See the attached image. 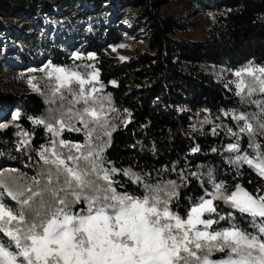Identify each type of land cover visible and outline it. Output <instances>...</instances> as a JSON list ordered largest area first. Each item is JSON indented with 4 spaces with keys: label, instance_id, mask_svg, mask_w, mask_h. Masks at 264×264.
Instances as JSON below:
<instances>
[{
    "label": "snow or ice",
    "instance_id": "obj_1",
    "mask_svg": "<svg viewBox=\"0 0 264 264\" xmlns=\"http://www.w3.org/2000/svg\"><path fill=\"white\" fill-rule=\"evenodd\" d=\"M81 55L72 53L77 59ZM94 55L87 53L88 58ZM40 71L45 90L34 76L28 77L29 85L46 104L58 99L59 107L49 108L48 117L27 116L51 134L46 144L32 149L41 165L35 175L27 177L10 169L15 174L10 184L0 172V264H264V187L250 192L239 183L229 186L217 182L209 170L211 191L205 189L204 195L189 199L182 212L174 211L173 204L180 208L178 189L187 183L183 172L180 184L174 180L149 183L147 174L111 166L107 159L105 150L117 128L118 110L111 94L102 92L99 69L91 64L49 63ZM233 74L236 79L230 83L240 102L255 105L258 111L219 110L225 116L233 113L238 122V132L227 129L236 138L226 146L235 153L229 162L237 167V174L240 165H248L264 184V145L256 139L257 134L264 137V63L248 60ZM257 95L259 99L254 98ZM124 112L122 124L131 115L127 109ZM20 115L19 110L13 111L9 123ZM210 122L205 116L202 123ZM15 126L19 137L15 147L27 153L31 134ZM6 127L0 123V129ZM65 129L83 132V142L61 138ZM241 134L248 136L251 155L241 150ZM117 174L137 185L140 194L118 191L124 185L114 179ZM188 175L199 179L197 172ZM214 201L233 211L222 214ZM78 203L83 206L73 210ZM236 214L250 217L253 231L236 223ZM214 253L221 255L214 259Z\"/></svg>",
    "mask_w": 264,
    "mask_h": 264
},
{
    "label": "trees",
    "instance_id": "obj_2",
    "mask_svg": "<svg viewBox=\"0 0 264 264\" xmlns=\"http://www.w3.org/2000/svg\"><path fill=\"white\" fill-rule=\"evenodd\" d=\"M135 2L143 6L137 16L144 27L143 48L136 45L132 55L120 60L109 55L100 42L91 40L89 51L95 54L93 58L75 61L60 59L56 55L54 59L58 65L91 64L99 69L102 92L111 94L112 105L118 110V118L114 120L117 128L112 132L110 147L105 150L107 159L112 161L111 166L147 174L149 183L174 180L180 184L179 176L183 172L187 183L178 189L180 208L173 204V210L180 212L189 199L204 195L205 189L211 191L207 176L209 170L217 182L223 180L229 186L239 183L250 192L264 187L248 165H240L237 174V167L229 162L235 153L229 152L226 146L236 138L228 134L227 129L238 132V122L232 119L233 113L225 116L219 111H258L255 105L240 102L235 94V85L224 74L234 72L248 60L264 63V0H215L210 8L213 21L206 40L202 42L178 38L179 34L189 30L188 24L176 15L161 14L155 0ZM7 13L6 2L0 0V17ZM118 37L122 36H118L116 30L109 31L111 43L117 42ZM3 68L0 61V69ZM42 75L37 76L38 87L45 90L46 81L39 79ZM7 87L0 85V109L16 105L15 109L21 113L11 123L10 117L1 122L8 127L0 129V172L11 184L9 178L15 174L10 173V169H16L27 177L35 175L41 165L32 149L51 139V134L43 126L33 125L27 116L48 117V109L55 111L59 100L55 104H46L45 98L33 88L29 93H20ZM254 98L259 99L260 96ZM124 109L131 114L126 124L121 123L127 115ZM205 116L210 123H202ZM17 124L31 134L27 153L15 147V141L19 139L15 135ZM61 138L83 142L84 136L83 132L65 129ZM256 139L264 145V137L257 134ZM239 143L241 150L252 154L247 134L240 135ZM193 147L198 151L192 152ZM191 172H197L199 179L188 175ZM114 179L124 185L123 189L117 187L118 191L140 194L141 189L122 174H117ZM6 201L14 204L8 199ZM214 203L222 214L233 211L222 202ZM82 206L78 203L73 210ZM236 215V223L253 231L250 217ZM220 255L214 253L213 258Z\"/></svg>",
    "mask_w": 264,
    "mask_h": 264
},
{
    "label": "rangeland",
    "instance_id": "obj_3",
    "mask_svg": "<svg viewBox=\"0 0 264 264\" xmlns=\"http://www.w3.org/2000/svg\"><path fill=\"white\" fill-rule=\"evenodd\" d=\"M9 13L0 17V85L20 93L32 87L28 77H37L46 64L60 59L88 58L89 42L96 40L112 57L125 59L136 45L144 47L143 26L137 20L143 6L135 0H3ZM161 14L176 15L189 30L178 38L205 41L213 21L210 9L215 0H155ZM116 30L118 41L111 43L109 31ZM119 45H124L119 47ZM115 48V50H113ZM54 51V52H53ZM73 52L82 54L77 59ZM93 53V52H92ZM222 73V72H220ZM224 74L229 81L236 77ZM35 82V81H34ZM16 105L0 109V123L11 118ZM5 203H9L5 200ZM14 205V204H13Z\"/></svg>",
    "mask_w": 264,
    "mask_h": 264
}]
</instances>
